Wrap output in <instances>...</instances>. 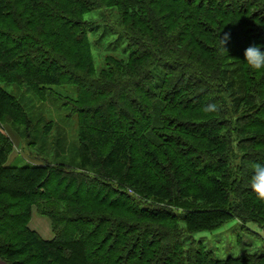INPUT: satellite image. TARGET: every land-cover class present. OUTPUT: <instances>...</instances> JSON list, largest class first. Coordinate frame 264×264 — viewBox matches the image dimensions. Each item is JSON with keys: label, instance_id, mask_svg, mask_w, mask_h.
Here are the masks:
<instances>
[{"label": "trees", "instance_id": "16d2710c", "mask_svg": "<svg viewBox=\"0 0 264 264\" xmlns=\"http://www.w3.org/2000/svg\"><path fill=\"white\" fill-rule=\"evenodd\" d=\"M94 10L106 12L129 49L127 60L107 56L99 73L89 32L101 23L87 18ZM225 33L229 54L219 51ZM251 44L264 46V0H0V123L45 138L59 129L52 118L36 126L43 114L7 88L18 84L71 106L79 137L77 166H15L13 141L0 131V257L7 264H264V249L219 258L194 235L240 219L264 229L249 183L264 164L251 156L264 157L257 131L264 130V75L227 74L235 59L248 65ZM57 84L74 86L76 96L56 95ZM242 101L250 112L236 116L231 108ZM211 103L221 110L205 113ZM59 132L56 159L69 146ZM117 162L125 166L120 177ZM222 168L237 177L227 193L247 199H211L202 189L201 178ZM140 172L155 184L174 183L169 207L134 201L126 180ZM191 187L200 194L185 197ZM34 208L49 217L52 238L30 226Z\"/></svg>", "mask_w": 264, "mask_h": 264}, {"label": "rangeland", "instance_id": "374dc122", "mask_svg": "<svg viewBox=\"0 0 264 264\" xmlns=\"http://www.w3.org/2000/svg\"><path fill=\"white\" fill-rule=\"evenodd\" d=\"M104 13H106L104 10H94L87 14V18H90L93 21L98 20L100 21L99 23H101L95 30L89 32V37L92 43L94 64L97 73H99L106 66L107 56H115L124 60H127L129 57V49L126 39L121 35L119 27L110 23L109 19L106 18L108 16H106ZM98 15H104L105 18L102 17V19L99 20L100 17ZM106 22H109L112 25V30L108 26H105L104 23ZM184 34L185 33H180L179 36L185 38ZM195 56H197L196 53ZM238 61L240 60L235 59L233 62L227 65L229 70L234 69L228 71V75L231 74L232 76V73H234V76L237 77L243 75L244 78H246L245 80L248 81H250V77H252V75L255 76V78L257 77V79H261L263 77L264 70L259 72L253 71L249 65L239 63ZM246 76H248V79ZM262 81L264 82V79H262ZM246 84H248V82ZM51 87L53 88L52 92H54L56 95L60 93V95H66L71 98L76 96V88L72 85L57 84L52 85ZM7 88L8 90L15 92V94H18L25 101V104L28 106L30 105L29 107H31L32 112L43 114V117L41 116L43 119L39 120L41 123L36 125L37 127L40 129L44 128L45 120L48 118L54 119L55 122H57V125H59V129L57 128L55 130H50L48 137L45 138L43 132L37 131L35 128L30 130L31 128L27 129L22 124L14 125L13 128L8 125L4 126L0 123V131L8 133L11 140L13 141V151L10 154L8 163L15 166H24L29 163H44L47 160H56L60 161L61 163L64 162L66 166L65 168H68L67 165H79V159L76 155L79 144L78 118L76 114H72L71 106L63 104L61 100L54 101V96L41 100L33 92H28L25 87H19L18 84L11 85L9 87L7 86ZM259 89H264V87H259ZM124 91L127 92L125 89ZM249 106V102L242 101L236 105L235 108H231V112L233 111L234 115L236 116L249 113L250 111L247 108ZM224 109L227 110L226 107ZM254 114L255 117L263 115V113L261 115L259 112ZM34 118L37 120L36 116H34ZM253 121L255 120L253 119L252 122ZM59 131L65 133L69 146L68 153L66 155H61L56 159L54 158L53 154V141H55L54 139L59 136ZM257 131L262 132L264 130ZM251 156L253 159L264 161V157H262L263 153H255ZM232 160L235 163L238 162V158H236V156H233ZM115 167L119 169V172L114 174H117L120 177L119 174L124 173L125 166H123V163L117 162ZM111 171H113V169ZM184 175L187 176L189 173H184ZM153 176L151 173L141 172L136 173L132 177L129 176V178L126 180L129 187L128 192L133 195L134 201L140 202L143 205L154 208L169 207L170 194L174 189L172 188L174 183L170 182V179H168L166 182L162 181L161 179L158 181V178L156 177L158 181L156 185L155 182L151 180ZM236 179L237 177H235V175L231 174V172L228 173L226 168H222L220 171L208 173L206 177H202L200 185L203 187V190L206 192L209 191L211 196H208L211 199L217 198L225 201L226 198L229 199V197H232L243 201V199H247V194L240 195L235 194V192H231V194L227 193L229 190L231 191V188L234 189ZM178 182L181 187H186L184 181H180L178 179ZM249 183L251 184V181ZM242 186L244 187V185ZM196 190L197 188H189L185 197L190 198L191 196L200 194L197 193ZM216 191L220 192L217 194ZM242 191L244 190L241 189L240 192ZM254 193L255 192L251 194L255 196L256 193ZM198 196H201V199L204 201L209 199V197H203L202 195ZM248 199L250 198L248 197ZM251 208L254 210V216L264 218V200H260L259 198L253 199L251 202ZM258 225L259 224L254 220L248 222L240 219L238 221H231L221 229H218L214 232L204 231L195 233L194 235L201 236L206 246L214 250L217 257L225 258L228 255H244L247 251L249 252L255 249L257 251H262V249H264V229ZM30 226L37 230L45 239H50L54 236L49 217L38 212L36 208L33 209Z\"/></svg>", "mask_w": 264, "mask_h": 264}, {"label": "clouds", "instance_id": "9594fccd", "mask_svg": "<svg viewBox=\"0 0 264 264\" xmlns=\"http://www.w3.org/2000/svg\"><path fill=\"white\" fill-rule=\"evenodd\" d=\"M231 39L230 33H225L219 37V51L222 54H229L227 44ZM264 46L251 44L244 50V59L253 71L264 70V51L261 48ZM222 105L211 103L204 106L203 111L207 114H214L221 110ZM251 189L256 193L260 200H264V164H256L250 177Z\"/></svg>", "mask_w": 264, "mask_h": 264}, {"label": "crops", "instance_id": "0c3cea01", "mask_svg": "<svg viewBox=\"0 0 264 264\" xmlns=\"http://www.w3.org/2000/svg\"><path fill=\"white\" fill-rule=\"evenodd\" d=\"M0 264H7V263L0 257Z\"/></svg>", "mask_w": 264, "mask_h": 264}]
</instances>
